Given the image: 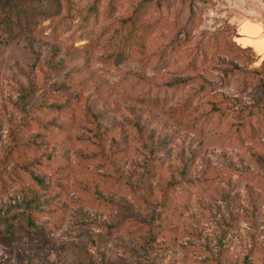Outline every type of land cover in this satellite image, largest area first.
Here are the masks:
<instances>
[{
    "label": "rangeland",
    "instance_id": "374dc122",
    "mask_svg": "<svg viewBox=\"0 0 264 264\" xmlns=\"http://www.w3.org/2000/svg\"><path fill=\"white\" fill-rule=\"evenodd\" d=\"M143 1L0 0V264H264V0Z\"/></svg>",
    "mask_w": 264,
    "mask_h": 264
},
{
    "label": "crops",
    "instance_id": "0c3cea01",
    "mask_svg": "<svg viewBox=\"0 0 264 264\" xmlns=\"http://www.w3.org/2000/svg\"><path fill=\"white\" fill-rule=\"evenodd\" d=\"M238 43L264 59V16L258 21H244L238 28Z\"/></svg>",
    "mask_w": 264,
    "mask_h": 264
},
{
    "label": "trees",
    "instance_id": "16d2710c",
    "mask_svg": "<svg viewBox=\"0 0 264 264\" xmlns=\"http://www.w3.org/2000/svg\"><path fill=\"white\" fill-rule=\"evenodd\" d=\"M41 1H43V0H28V2L29 3H33V4H35V3H39V2H41ZM147 1H149V0H144L143 2H147ZM51 4H54V7H55V9H59V5H60V0H52V3ZM35 6H36V4H35ZM38 10H45V8H41V7H39V9ZM56 11V10H55ZM5 21V19H2V20H0V26H4L5 24H7V22L5 23L4 22ZM133 29L134 28H132L129 32H131V31H133ZM131 35V34H130ZM132 36V35H131ZM137 42L139 43V44H142V42L141 41H138L137 40ZM120 43H121V41H120ZM242 51H249V52H251V53H253L251 50H249V49H243L242 48ZM254 54V53H253ZM141 103H144V104H146L147 106H151V107H155L156 109H159V108H163L165 105H166V100L165 99H157V98H154V99H150V98H143V99H141ZM10 229L9 228H6V230H5V235L6 236H9L10 234Z\"/></svg>",
    "mask_w": 264,
    "mask_h": 264
}]
</instances>
